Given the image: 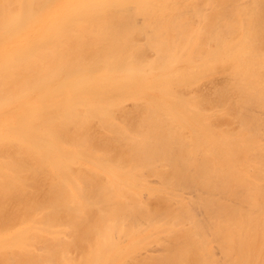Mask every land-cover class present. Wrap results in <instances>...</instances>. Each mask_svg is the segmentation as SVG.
Returning a JSON list of instances; mask_svg holds the SVG:
<instances>
[{
	"label": "bare ground",
	"instance_id": "6f19581e",
	"mask_svg": "<svg viewBox=\"0 0 264 264\" xmlns=\"http://www.w3.org/2000/svg\"><path fill=\"white\" fill-rule=\"evenodd\" d=\"M263 114L264 0H0V264H264Z\"/></svg>",
	"mask_w": 264,
	"mask_h": 264
},
{
	"label": "rangeland",
	"instance_id": "374dc122",
	"mask_svg": "<svg viewBox=\"0 0 264 264\" xmlns=\"http://www.w3.org/2000/svg\"><path fill=\"white\" fill-rule=\"evenodd\" d=\"M256 113L259 114L258 112H256ZM260 115H261V114H260ZM263 116H264V114H263ZM153 177H154V176H153V175L151 176V174H148V175H147V179H148L149 183H151V182L153 181V183H151L152 185H156V184H158L159 182L157 181V178L154 177V178L156 179V182H155V179L152 180ZM149 178H150V179H149ZM150 180H151V181H150ZM262 202L264 203V196H263ZM248 211H249V209H248ZM260 212H261V213H264V204L262 205V209L260 210ZM257 214H258V213H257ZM139 218H140V219H139ZM139 218H138L139 220H137V221H139V222H143V217H139ZM141 220H142V221H141ZM146 223H147L148 225H147ZM142 226L148 227V226H149V221L143 223ZM142 226H141V227H142ZM145 227H142V230H143V228H145ZM144 231H145L144 233H149V229L144 230ZM160 233H161V234H160V235H161V238L163 237V238H162L163 240H165V239L168 237V235L166 234L167 232H160ZM162 233H163V234H162ZM164 233H165V234H164ZM165 236H167V237H165ZM169 236H170V240H171V235H169ZM169 242L171 243V241H169ZM149 243H150V242H149ZM149 243H147V245L142 246L141 249L139 248L140 250L138 249L139 251L137 250V253L140 254V251L142 252V250H143V254H146V253H145V250H146L147 248L150 249V250H151V248H155V249H158V250H156L155 252H153V253H154L153 255L157 254V255L160 256V257H161V255H162V256L164 255V257H167L166 255H168V254L170 255V252H168L165 248H163V250H166V251H165V252L162 251V246H163V245L160 244V242H157V244H156V242H155V243L153 242V244H152V242H151L152 245L149 244ZM158 244H159V245H158ZM216 248H217V249H216ZM216 248H215V250H218V251H217V254H218V255H216L217 258H219L220 260H222V259L224 258V257H222V255H223V254H222V251H220V249H219L217 246H216ZM150 250H149V251H150ZM157 251H158L159 253H160V252H161V253L163 252V254H161V253H160V254H159V253H156ZM167 252H168V253H167ZM219 252H221L220 255H221L222 258H220V256H219ZM137 253H136V254H137ZM165 254H166V255H165ZM169 255H168V256H169ZM150 256H151V255H150ZM164 257H163V258H164ZM161 258H162V257H161ZM161 258H160V262H161ZM163 258H162V260H163ZM148 259H149V258H148ZM126 260H127V261H126ZM126 260H125V263H126V264H129V261H130V260H131V261H130V264H131L132 262L134 263V261H133L131 258H130V260H129V259H126ZM127 262H128V263H127ZM125 263H124V264H125ZM133 263H132V264H133Z\"/></svg>",
	"mask_w": 264,
	"mask_h": 264
}]
</instances>
